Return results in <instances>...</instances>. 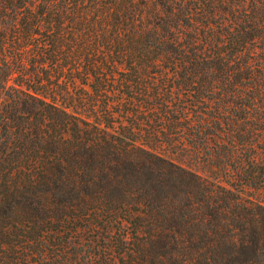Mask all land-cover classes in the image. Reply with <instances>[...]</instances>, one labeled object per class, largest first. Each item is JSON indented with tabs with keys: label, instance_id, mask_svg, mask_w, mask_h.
<instances>
[{
	"label": "trees",
	"instance_id": "1",
	"mask_svg": "<svg viewBox=\"0 0 264 264\" xmlns=\"http://www.w3.org/2000/svg\"><path fill=\"white\" fill-rule=\"evenodd\" d=\"M262 188L264 0H0V264H264Z\"/></svg>",
	"mask_w": 264,
	"mask_h": 264
},
{
	"label": "rangeland",
	"instance_id": "2",
	"mask_svg": "<svg viewBox=\"0 0 264 264\" xmlns=\"http://www.w3.org/2000/svg\"><path fill=\"white\" fill-rule=\"evenodd\" d=\"M169 156L173 159H175L176 161H179V162H182L184 164H186L187 166L191 167L192 169L198 171L199 173H202V174H206V175H210L211 176V173L209 174L208 172H206L207 168L205 166H203L201 163L199 162H193L191 160H187V159H183L182 156L180 155H176V154H169ZM246 195L250 196V197H254L255 199L257 200H260V201H263L264 202V188L262 189H259L258 191L256 192H245Z\"/></svg>",
	"mask_w": 264,
	"mask_h": 264
}]
</instances>
